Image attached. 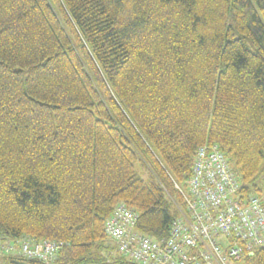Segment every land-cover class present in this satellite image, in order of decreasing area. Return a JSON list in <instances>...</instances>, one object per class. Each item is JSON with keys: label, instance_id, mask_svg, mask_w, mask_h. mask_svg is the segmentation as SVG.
<instances>
[{"label": "trees", "instance_id": "trees-1", "mask_svg": "<svg viewBox=\"0 0 264 264\" xmlns=\"http://www.w3.org/2000/svg\"><path fill=\"white\" fill-rule=\"evenodd\" d=\"M203 145L264 205V0H0V264H133L106 219L168 236Z\"/></svg>", "mask_w": 264, "mask_h": 264}, {"label": "built area", "instance_id": "built-area-1", "mask_svg": "<svg viewBox=\"0 0 264 264\" xmlns=\"http://www.w3.org/2000/svg\"><path fill=\"white\" fill-rule=\"evenodd\" d=\"M179 210L168 236L153 239L136 230L138 216L116 206L104 224L105 235L133 264H235L264 246V205L241 184L217 145L200 146ZM61 243L29 238L4 251L51 264Z\"/></svg>", "mask_w": 264, "mask_h": 264}, {"label": "rangeland", "instance_id": "rangeland-1", "mask_svg": "<svg viewBox=\"0 0 264 264\" xmlns=\"http://www.w3.org/2000/svg\"><path fill=\"white\" fill-rule=\"evenodd\" d=\"M253 184L256 186V189L261 193L264 194V171H262L257 178L254 180ZM8 243L6 242L4 244L7 245ZM2 258L0 256V262H1ZM237 264V263H235Z\"/></svg>", "mask_w": 264, "mask_h": 264}]
</instances>
